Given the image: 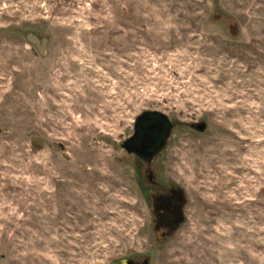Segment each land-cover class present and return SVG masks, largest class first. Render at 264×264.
I'll list each match as a JSON object with an SVG mask.
<instances>
[{
	"label": "rangeland",
	"instance_id": "rangeland-1",
	"mask_svg": "<svg viewBox=\"0 0 264 264\" xmlns=\"http://www.w3.org/2000/svg\"><path fill=\"white\" fill-rule=\"evenodd\" d=\"M154 110L164 236L121 146ZM130 257L264 264V0H0V264Z\"/></svg>",
	"mask_w": 264,
	"mask_h": 264
},
{
	"label": "water",
	"instance_id": "water-1",
	"mask_svg": "<svg viewBox=\"0 0 264 264\" xmlns=\"http://www.w3.org/2000/svg\"><path fill=\"white\" fill-rule=\"evenodd\" d=\"M232 27V33H234ZM27 39L34 44L39 42V39L28 33ZM40 51L46 44V39L41 38ZM140 121V124L138 123ZM193 125L196 130H204L205 122H197ZM173 128V123L160 111H144L136 117L135 131L122 142V148L126 152H134L139 157L150 158L155 154L156 150L162 147ZM171 198L165 196H157L154 198L153 208L154 213L159 218H165V222L175 230L184 221V212L182 205L184 204V195L181 192L172 191ZM171 232V231H170Z\"/></svg>",
	"mask_w": 264,
	"mask_h": 264
},
{
	"label": "flooded vegetation",
	"instance_id": "flooded-vegetation-1",
	"mask_svg": "<svg viewBox=\"0 0 264 264\" xmlns=\"http://www.w3.org/2000/svg\"><path fill=\"white\" fill-rule=\"evenodd\" d=\"M135 121H136V119H135ZM135 121H134V123H135ZM138 123L140 124V121ZM193 124L191 126L194 128L195 125H193ZM134 131H135V124H134V129H133L132 134L134 133ZM131 135H129L128 137H130ZM128 137H126V139ZM121 146H122V143H121ZM156 152H157V150H156ZM156 152H155V154H156ZM128 153L137 156V158L142 160V162H144V164H145V168H143V166H142L143 164L141 165L142 169H143V173L142 174L144 175V179L149 181L148 186H150V189H152L151 192H150V194H151V208H152V213H153L154 221H155L154 222L155 223V229L156 230L159 229L161 231V235H163V236L164 235H172V233L175 232L176 230H178L180 228V226L184 222L181 223L178 226V228H176L175 230H171V228L165 222V218L161 219V218H159L158 215H156L154 213V208H153L154 198L157 197V196H165V197L171 198L173 196L172 191L181 192L184 195V204L182 205L183 212H184V210H185L184 206L186 204V194L184 193V190L181 187H179L177 185H173V184L168 185V186H164V184H162L159 180H157L155 178V175H154L153 171L151 170L150 166L147 165V163H149L155 157V154L152 155V157H150V158L149 157L148 158H143V157H139L134 152H128ZM184 218H185V212H184ZM108 264H150V262L146 258L145 259H141V258H138V257H130V258H126V259H123V260H117L116 262H112V263H108Z\"/></svg>",
	"mask_w": 264,
	"mask_h": 264
}]
</instances>
